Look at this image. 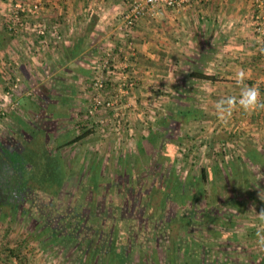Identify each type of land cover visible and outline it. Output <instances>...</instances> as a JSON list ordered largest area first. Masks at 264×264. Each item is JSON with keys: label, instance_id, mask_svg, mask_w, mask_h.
Wrapping results in <instances>:
<instances>
[{"label": "crops", "instance_id": "crops-1", "mask_svg": "<svg viewBox=\"0 0 264 264\" xmlns=\"http://www.w3.org/2000/svg\"><path fill=\"white\" fill-rule=\"evenodd\" d=\"M39 1L42 6L35 13L31 8ZM17 2L28 8L29 26L20 33L10 32L2 21L4 14ZM128 2L0 0V90L3 89L0 96L4 97L12 76L18 74L22 78L17 95L20 106L8 113L6 123L10 124L15 118L22 132L35 138L34 144L46 137H54L63 140L59 146L71 141V133L80 134L75 131L77 121L82 123L86 118H94L98 124H113L110 119L116 118L113 110L90 114L88 104L93 92L96 62L105 52L116 54L125 44L121 30ZM257 4L258 0L193 2L180 10L163 9L158 15L144 17L137 23L132 33L136 52L124 69L131 79L135 77L136 85L128 95L120 97L116 108L123 113L121 118H128L126 122L130 128L125 130L127 135H137L138 128L144 126L137 143L141 151L149 153L145 142H150L149 118H182L189 128L199 125L200 129L196 128V131L201 135L197 139L208 138L209 145L220 139L224 146L229 143L232 133L239 136L246 131L249 136L248 139L242 137L246 143L240 140V153L245 154L249 148L264 151V146L260 145V141L264 142V110H258L261 111L258 115L256 111L245 112L237 106L227 123L219 121L214 110L218 100L239 96L240 88L233 77L240 69L248 73L246 83L258 86L264 98V55L252 35ZM38 23L49 29L46 35H39L31 29ZM192 71L213 74L215 79L192 76ZM122 73L118 70L109 80L104 91L106 97L118 92L117 80ZM3 100L5 103L9 101ZM184 109L194 111L187 113ZM239 118L244 120L237 131L236 120ZM164 130L162 134L157 133L161 140L166 135ZM112 131L109 126L99 132L102 136L115 135L116 132ZM204 144L208 149L206 140ZM237 147L239 145H235ZM203 214L201 211L164 212L153 222L151 219L156 218L155 214L144 216L141 213L137 215L141 222L134 226L135 222L129 221L130 225L125 223L122 228L128 236L124 241L130 244L123 258L115 255L113 259H100L99 255H94L93 258L48 264H234L235 261L229 262L227 258L213 259L211 248H207L213 247V237L207 239L205 236L202 242L201 238L195 237L197 232L205 230L197 227L198 221L213 222L216 213ZM123 216L136 215L124 212ZM182 218L188 221L182 222ZM184 223L187 228L180 227ZM211 230L205 231L212 235L213 228ZM237 231L236 228L233 230L235 236L250 232ZM150 245L153 248L150 249ZM38 250L18 249L17 252H26L25 259L7 261L5 256L10 249L0 247V264H46L38 260ZM141 252H146V256ZM236 261L237 264L245 263Z\"/></svg>", "mask_w": 264, "mask_h": 264}, {"label": "rangeland", "instance_id": "rangeland-1", "mask_svg": "<svg viewBox=\"0 0 264 264\" xmlns=\"http://www.w3.org/2000/svg\"><path fill=\"white\" fill-rule=\"evenodd\" d=\"M119 70L123 73L122 75L119 74L118 83L123 80L124 76L129 77L127 71L124 69ZM117 72L118 70H116L115 74ZM133 79L135 80V77ZM2 93L3 89L0 90V94ZM256 112L259 115L261 111ZM5 117L0 121V138L6 137L7 134H12V132L20 134L22 127L19 122L12 118L10 124L6 123L7 118ZM127 120L128 118H123L120 126L116 125V123H109L108 125L99 123L100 126L94 121V118H86L82 123L81 121H75L77 127H75V131L78 130L80 134L92 129L86 137L77 141H70L68 144H62L61 146L59 145L63 140L60 138L46 137L40 141L39 144L42 146V150H45L36 159L40 162H37L40 175L44 177L48 174V172L44 173L47 166L46 161L49 158H52L53 163L60 167L59 173L53 164L49 166V172L53 175L56 174L55 180L57 182H60V179H62L61 174L63 173L62 195L56 194L52 199L56 200L57 196L60 195L58 201H60L59 204L63 201L64 210L68 203L78 202L81 204L80 206L84 205V211L94 210L96 213H100L102 211L105 212L104 209L107 207L111 209L118 207L115 208L120 211L117 213L122 214L130 206L131 210L134 211L136 204H138L137 202L142 201L145 197L144 189L148 186H154L151 192L155 196L150 195L151 206L146 209L140 205L137 208L144 216H152L154 213L159 215L158 210L161 201L162 207L165 206L163 196L168 188L163 187H165L166 178L170 175L169 172H175L182 178L191 176V181L193 180L191 184L192 193L195 192L196 188H204V193L195 197V201L192 204H188L184 211L180 209L179 205H175L171 200H168L165 212H181V210L182 212H197L201 210L202 206L204 207L207 200L210 202L213 198L215 203L213 202L212 209L216 213L212 217L213 222L208 220L203 222L204 219H202L198 221L199 224H196L198 228L201 226L207 232H212L211 229L213 228V234L211 235L204 230L197 232L195 237L204 239L206 238L205 236H207V239L213 237L211 239L214 244L213 247H207L211 248L213 259L224 260L227 258L229 262L235 261L234 264L238 263L237 259L243 260L245 262L243 264H264V248L258 244L257 236L258 232L264 234V223H261L256 215V212L258 213L261 208H264V173L257 177V184H253L250 178L251 171L257 172V167L248 169L252 164L242 160L240 153L242 151L238 149L242 147L240 140L244 143L247 142L242 137L248 139L249 134L246 131L239 133V136H235L232 133L228 144L222 146L220 144L221 140L217 139L209 145L208 138H202L203 141L197 139L198 135H201L200 132L196 131V128L200 129L199 125L196 128H189L186 126L187 124H184L185 122L182 121V118H172V120L166 118L167 123L163 118H149L148 126L150 131L156 133L152 135L161 137L157 133L162 134L164 129H166V135L161 140L162 144H164L162 150H159L158 144L161 142L160 140L157 139L158 143L156 145L145 141L149 149V153H147L146 151H141L137 146L142 134V127L144 126L138 128V133L134 131L137 135H127L125 130L130 128L127 126ZM243 120L242 118L236 120L238 128L236 127L235 129L237 131L239 126L243 125ZM15 126H17L16 129L14 128ZM58 126L60 125L58 124ZM109 126L116 134L102 136L99 131L103 130V128L108 129ZM33 128L35 127L33 126ZM76 136H78L76 132L71 133L70 140ZM204 140L208 143V149L204 144ZM224 140H227V137ZM235 145H239V147L235 148ZM260 145L264 146V142L260 141ZM196 157H198V160L194 161ZM201 158L204 160L200 161ZM155 161H157L160 170L158 173L156 172L155 179L152 175L144 176L143 172L149 173L148 167H151L152 162ZM232 163L239 170H237V178L234 176L236 171L233 169ZM160 165H163V175ZM202 168H206L208 171L207 181L206 178L202 177ZM45 179H50V176L48 178L45 177ZM42 189L44 194L41 195V201L43 197H47V200L48 197L50 199L52 196L50 190L45 188V186ZM133 195L138 197L137 200L133 198ZM233 195L236 196L235 202L232 204L231 202H226ZM122 202L127 205H124V207L121 204ZM34 209V206H32L26 211L0 214L1 248L6 250L16 248L17 251L18 249L29 251L31 248H37V250L39 249L37 255L40 253L38 260L46 264L48 262L59 263L60 261L66 262L67 260L90 257V253L87 256L84 251L82 252L77 247L79 243L75 240L60 236L59 228L54 231V227H45L43 218L40 217L41 213H36ZM97 225L98 223L92 224V228ZM235 228L238 229L237 233L245 232V230L250 232L239 233L235 236V233H233ZM215 230L219 233H215ZM151 248L153 247L150 245ZM17 251L16 253L8 251L5 256L7 261L25 259L26 252ZM142 254L146 256V252ZM8 264H12V262H8Z\"/></svg>", "mask_w": 264, "mask_h": 264}, {"label": "trees", "instance_id": "trees-1", "mask_svg": "<svg viewBox=\"0 0 264 264\" xmlns=\"http://www.w3.org/2000/svg\"><path fill=\"white\" fill-rule=\"evenodd\" d=\"M5 27L7 28L6 25H5ZM10 32H13V31H10ZM190 74L192 76L202 78V79H206V80L215 79V76L213 74H208V73L202 72V71H192ZM184 111L187 113H191L194 110L193 109H188V110L184 109ZM163 119L166 122V118H163ZM91 131H92V129H89L87 131L82 132L81 134L76 136L74 139H72L71 142L77 141L79 139L86 137ZM154 133L155 132L150 131L151 137L148 136V140L156 145L158 143L157 141L158 140L161 141L162 138L152 135ZM151 138H153V139L151 140ZM158 145H159V150H162V147L164 145V144H162V141ZM241 155H242L241 158L243 161H246V163L249 162L252 164V166L248 169H254L255 167H257L258 171L257 172L251 171L252 173H251V177H250L252 183L256 185L257 184V177H260L259 175L264 173V151L259 150L257 148H251V149L249 148L245 154L243 152V154H241ZM157 161L152 162L151 167L150 166L148 167L149 173L143 172L144 176L152 175L155 179V177L157 175L156 172L158 173L160 171ZM48 162H49V164H53V166L55 168H57V170H58V171L57 170L56 171L60 173V171H59L60 167H58L57 164L53 163L52 158L51 159L49 158ZM246 166H247V164H246ZM232 167L236 171L234 176H235V178H237L236 176H237V170L238 169H237V167H235L233 165V163H232ZM162 168H163V165H160V169L162 170V175H163L164 170ZM46 172H48V174L45 176L46 177L50 176L49 180H51V184L53 185L50 192L53 195H56L57 190H58L56 185H60L61 182L63 181L62 180L63 179V173L61 174L62 179H60V182H57L55 180L56 174L53 175L52 173H50L48 168L47 169L45 168L44 174H46ZM169 173H170V175H169V177L166 178L165 187H163V188H168V189H166L165 194L163 196L164 197L163 203H165V206H166L167 205L166 203H168L167 201L171 200L172 203H174L175 205H179L180 209H182L184 211L186 206L188 204H192L196 199L195 197L204 193L205 190H204V188H202V189L196 188L195 192L192 193L191 184L193 183V180L191 181V176H186V177L182 178L181 176H178L175 172H173V173L169 172ZM201 173H202V177L204 179L206 178V181H207L208 180L207 169L202 168ZM145 178H143V179L146 180ZM153 188H154V186L153 187L148 186L147 188L144 189L145 197L142 201L137 202L138 204H136L134 211L131 210V206L129 209L124 210V212L126 211L127 213H134V215H136V216H133V217H127L126 218L123 216V213L118 214L120 211L118 209H115L118 207H115L114 209L107 207L106 209H104L105 212L102 211V212L97 213V214L94 210L84 211V209H83L84 205L80 206L81 204L78 202L73 203V204L68 203L65 210H64L63 204H61V203L59 204L60 201H58V199H56L53 201V204L51 205V207H49V204H48L47 208L42 209V212H44V215H45L44 216V223H47L48 227H54V231H56L59 228V232H61L60 236H64V237L68 238L69 240L70 239L75 240L77 243H79L77 247L80 248L82 252L84 251V253H86V254L90 253V255H89L90 258L91 257L93 258L94 255H99L100 259H107V258L113 259V258H115V255H120L119 257L123 258L124 254H125V250L127 247H129L130 244H127V242L124 241V238H126L128 236L125 235V233L122 231V228L124 229V224L128 223L129 221L135 222L134 226L138 222L142 221V219L137 217L138 214H141L140 210L137 207L141 205L142 208L147 209L151 206V196H155L154 193L151 192V190H153ZM133 198L137 200L138 197L133 195ZM235 200H236V196L233 195L230 198H228L226 200V202H231V204H232L233 202H235ZM210 202L207 200L204 207L202 206L200 208L201 209L200 211H201V213H204L203 214L204 216H205L206 212H208V213L213 212V209H212L213 208L212 206L214 205L213 204V202H214L213 198L210 200ZM121 204L123 206L127 205L126 203L123 204V202ZM57 205L59 206V208H57ZM165 206L162 207V201H161V204H160V207L158 210V212L160 214L165 212V210H166ZM108 209H109V211H107ZM182 210H181V212H182ZM66 212L68 215L62 216V214L63 213L66 214ZM154 214L156 215V218L152 217L151 220L153 222L157 221L156 219L159 217L157 215V213H154ZM160 216H162V215H160ZM186 221H188V220L182 218V222H186ZM94 223H98V225L95 228H92V224H94ZM128 225H130V222ZM144 226L145 225H143V227ZM180 227H182V228L186 227L187 228L188 225H186L184 223ZM129 233L132 234L131 232H129ZM199 238H201V237H199ZM202 241H203V238H201V242ZM10 253H16L14 248L10 249Z\"/></svg>", "mask_w": 264, "mask_h": 264}, {"label": "built area", "instance_id": "built-area-1", "mask_svg": "<svg viewBox=\"0 0 264 264\" xmlns=\"http://www.w3.org/2000/svg\"><path fill=\"white\" fill-rule=\"evenodd\" d=\"M208 0H129L126 9L123 12L122 21L123 27L121 37L125 40V44L121 45L116 54L108 51L105 55L96 62L95 76L92 79V95L88 104V112L94 114L102 109H109L115 112L116 118H110L112 123L120 126L122 123L121 117L123 113L117 109L118 100L120 97L126 96L131 92V88L136 85V82L128 76H124L123 80L118 83V92L105 96L104 91L106 84L115 75L116 70L125 69L129 65V61L135 55L136 48L133 44L132 33L137 23L144 17L156 16L163 9L180 10L186 6H190L193 2H207ZM42 2H35L31 8L35 13L40 10ZM256 11L253 13L254 28L253 39L260 47V52L264 55V2L258 0ZM28 8L22 3H15L4 14L3 23L8 30L15 33H20L26 29L28 24ZM32 30L39 35H46L49 30L43 24L33 25ZM22 78L15 74L11 78L9 87L5 90L4 97L0 96V121L6 116L10 110H16L20 105V100L17 95L21 90ZM3 99L9 100L7 103Z\"/></svg>", "mask_w": 264, "mask_h": 264}, {"label": "flooded vegetation", "instance_id": "flooded-vegetation-1", "mask_svg": "<svg viewBox=\"0 0 264 264\" xmlns=\"http://www.w3.org/2000/svg\"><path fill=\"white\" fill-rule=\"evenodd\" d=\"M34 143L35 138L22 130L20 134L12 132V134L0 138V214L2 215L15 211H26L34 206V211L38 214L41 213L40 217L44 221L45 215L42 209L47 208L48 204L49 207L53 204L52 198L55 197L53 194L51 200L48 197L50 201L47 200V197H43L41 201V195L44 194L42 188L45 186L51 190L53 185L51 180L45 179L46 176L40 175L36 159L45 150H42L39 143ZM46 162V169L49 170L50 164L48 161ZM41 170L44 172L43 169ZM62 185V182L60 185H56L57 194L62 195ZM60 195L56 199L60 198ZM62 203L63 201H61ZM57 208H59L58 205ZM64 215L67 216V212L62 214V216ZM46 226L47 223H45Z\"/></svg>", "mask_w": 264, "mask_h": 264}, {"label": "clouds", "instance_id": "clouds-1", "mask_svg": "<svg viewBox=\"0 0 264 264\" xmlns=\"http://www.w3.org/2000/svg\"><path fill=\"white\" fill-rule=\"evenodd\" d=\"M248 78V73L244 69L236 71L233 79L240 88L239 96H227L215 103L214 110L219 121L227 123L237 106L245 112L264 110V98H262L260 89L258 86L246 83ZM256 215L258 220L264 223V208L256 212ZM257 236L258 244L264 248V234L258 232Z\"/></svg>", "mask_w": 264, "mask_h": 264}]
</instances>
